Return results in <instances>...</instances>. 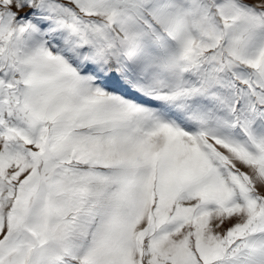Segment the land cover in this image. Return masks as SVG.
Returning <instances> with one entry per match:
<instances>
[{
  "label": "snow or ice",
  "instance_id": "6c2138e0",
  "mask_svg": "<svg viewBox=\"0 0 264 264\" xmlns=\"http://www.w3.org/2000/svg\"><path fill=\"white\" fill-rule=\"evenodd\" d=\"M0 264H264V0H0Z\"/></svg>",
  "mask_w": 264,
  "mask_h": 264
}]
</instances>
